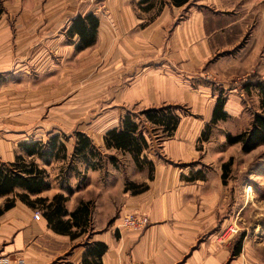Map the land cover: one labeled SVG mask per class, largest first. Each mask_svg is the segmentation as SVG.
<instances>
[{
    "label": "crops",
    "instance_id": "0c3cea01",
    "mask_svg": "<svg viewBox=\"0 0 264 264\" xmlns=\"http://www.w3.org/2000/svg\"><path fill=\"white\" fill-rule=\"evenodd\" d=\"M215 1L175 5L171 0H103L101 7L82 1L72 5L57 40L65 39L69 52L83 58L85 72L98 70L107 94L99 129L80 130L93 144L118 151L106 149L103 137L134 110L176 105L188 113L180 116L175 131L159 148L146 136L149 146L140 158L152 162V169L143 179L145 188L137 193L122 191L120 202L110 203L109 210L103 195L91 208L87 191L93 180L66 184L65 190L63 183L50 178L48 163L33 157L46 170L48 187L30 197L66 196L64 219L81 202H89L85 231L73 239L55 231L41 205L29 206L16 198L0 214V264L16 258L24 264H264V259L249 254L247 246L218 240L220 228L229 220V206L233 213L232 193L222 176V155L234 145L226 143V135L234 133L224 132L219 144L211 134L206 140L201 137L211 126L217 98L212 90V75L218 70L214 56L219 51V31L226 27L208 13ZM88 15L98 20L94 40L78 47L80 36L70 28L74 29L78 16L88 23ZM234 96L229 93L224 104L227 119L236 113ZM19 153L0 148V161L12 162ZM94 172L86 170V174ZM11 196H0L1 208ZM35 211L40 212L39 219H34ZM133 212L145 214L147 226L142 231L118 229L122 215ZM101 246L105 250L98 259Z\"/></svg>",
    "mask_w": 264,
    "mask_h": 264
},
{
    "label": "rangeland",
    "instance_id": "374dc122",
    "mask_svg": "<svg viewBox=\"0 0 264 264\" xmlns=\"http://www.w3.org/2000/svg\"><path fill=\"white\" fill-rule=\"evenodd\" d=\"M81 1L103 4V0H0V148L20 152V142H46L58 135L67 152L66 157L60 154L46 161L50 178L63 183L64 189L66 184L93 180L87 191L91 208L103 195L109 210L110 203L120 202L126 187L129 192L139 190L151 168L147 158L136 162L129 153L104 151L95 144L102 154L100 162L93 160L96 168L82 156L72 157L74 133L99 129L107 95L98 70L86 73L83 58L69 52L65 39L57 40L72 5ZM208 13L220 27L226 24L218 35L219 51L214 56L218 70L212 75V90L217 95L223 90L226 98L229 93L235 95V115L206 128L219 144L224 132L248 129L253 112L258 111V90L246 92L242 86L253 76L264 79V0H216ZM95 65L97 61L92 68ZM139 112L132 113L155 149L159 148L166 138L162 129ZM175 112L188 113L184 107ZM110 156L115 160L110 161ZM222 156L224 163L230 160L223 178L234 205L233 213L229 206V220L220 228L218 240L247 246L251 256L264 259V144L245 152L236 143ZM89 168L96 172L86 174Z\"/></svg>",
    "mask_w": 264,
    "mask_h": 264
},
{
    "label": "trees",
    "instance_id": "16d2710c",
    "mask_svg": "<svg viewBox=\"0 0 264 264\" xmlns=\"http://www.w3.org/2000/svg\"><path fill=\"white\" fill-rule=\"evenodd\" d=\"M188 0H171L175 5H182ZM2 9L0 8V14ZM88 23H85L81 17L74 19V29L80 36V42L78 47L90 45L94 40L95 29L98 25V20L88 15L86 18ZM243 89L249 92L252 88L257 89L259 92V106L258 111L253 112L252 121L250 127L236 134H227L226 143L236 144L239 143L241 149L248 152L257 146L264 144V79L259 77H251L246 83L243 84ZM226 97L223 95V90L217 95L216 102L212 112L211 125H214L219 120H226L228 115L224 111V104ZM176 109H181L176 105H163L160 107H152L141 110L140 115L145 117V120L162 129V133L165 137H170L175 131L179 120L180 114L175 112ZM137 115L134 113L126 114L120 121V125L117 128L108 130L104 137V146L106 149H116L123 153H129L134 161H140V155L143 150L147 149L149 144L141 128L139 122L136 121ZM210 126H206L202 132V139L208 138V129ZM75 142L73 145L72 157L82 156L90 163L92 169L96 168L93 160L101 161L102 154L97 147L92 143V140L83 132L76 131L74 133ZM67 140V137L64 138ZM20 153L15 156L12 162L0 161V196L9 195L0 207V214L3 210L10 208L16 198L26 203L29 206L35 204L41 205L43 209V216L46 218L50 226L60 233H67L70 237L76 238L82 234L85 229L87 215L89 212V202H81L72 212H70V218L64 219L67 211L64 207V201L67 197L61 193L53 195L48 200L44 197L31 198V194H37L43 189L48 187L47 172L44 168H40L33 157L41 158L48 161L50 158L66 157V145L64 141L59 140L58 135H52L46 142L41 140H29L19 143ZM27 156L32 158L27 159ZM110 161L115 159L110 156ZM144 160V159H142ZM230 161V160H229ZM228 162L222 165V176H225V170L228 166ZM150 168L152 169V162L149 161ZM150 169V170H151ZM132 185V184H130ZM145 186L133 193L142 191ZM130 188L126 187L125 191ZM76 227L74 232H71L70 228ZM105 246H101L96 252V257L101 256L104 252Z\"/></svg>",
    "mask_w": 264,
    "mask_h": 264
},
{
    "label": "built area",
    "instance_id": "2783aa9c",
    "mask_svg": "<svg viewBox=\"0 0 264 264\" xmlns=\"http://www.w3.org/2000/svg\"><path fill=\"white\" fill-rule=\"evenodd\" d=\"M41 216L39 211H35L33 214L34 219H39ZM149 220L145 214L133 212L122 215L119 228L132 229L135 231H142L148 224ZM6 264H24L23 259L16 258Z\"/></svg>",
    "mask_w": 264,
    "mask_h": 264
}]
</instances>
